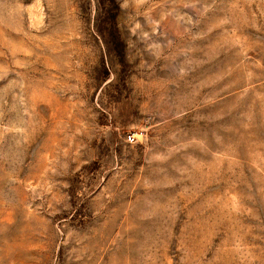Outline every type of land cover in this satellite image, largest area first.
<instances>
[{
    "label": "rangeland",
    "instance_id": "1",
    "mask_svg": "<svg viewBox=\"0 0 264 264\" xmlns=\"http://www.w3.org/2000/svg\"><path fill=\"white\" fill-rule=\"evenodd\" d=\"M0 264H264V0H0Z\"/></svg>",
    "mask_w": 264,
    "mask_h": 264
},
{
    "label": "built area",
    "instance_id": "2",
    "mask_svg": "<svg viewBox=\"0 0 264 264\" xmlns=\"http://www.w3.org/2000/svg\"><path fill=\"white\" fill-rule=\"evenodd\" d=\"M128 139H129V141H132L133 140V137L129 136Z\"/></svg>",
    "mask_w": 264,
    "mask_h": 264
}]
</instances>
